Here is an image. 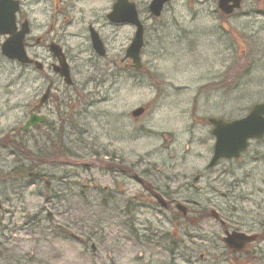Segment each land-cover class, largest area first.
Masks as SVG:
<instances>
[{
    "label": "rangeland",
    "instance_id": "1",
    "mask_svg": "<svg viewBox=\"0 0 264 264\" xmlns=\"http://www.w3.org/2000/svg\"><path fill=\"white\" fill-rule=\"evenodd\" d=\"M113 1L90 0L84 8L99 14ZM151 1L140 0L142 9ZM32 18L48 24V16L35 13ZM225 18L218 0H172L161 17L146 23L139 72L115 64L131 43L132 27L105 33L108 58L115 63L82 47L86 36L67 39L64 51L73 57L74 84L53 90L65 106L44 109L46 124L26 133L21 128L44 94L43 80L55 78L49 69L53 60L45 49L30 52L44 63V76L0 55V264H193L204 247L186 249L187 232L199 238L224 236L210 219L188 229L179 218L180 226L174 227L179 214L174 207L147 205L130 214L127 202L140 188L125 184L119 173L124 162L130 167L143 158L155 166L142 169L150 168L154 177L162 169L175 180L171 191H178L187 175L194 178L210 161L206 119H240L264 103V0H245L233 18ZM33 33L37 38L43 32L35 27ZM139 108L145 113L134 118ZM11 137L25 138L32 156L48 159L44 165L25 162L36 168L37 179L21 170L10 175L22 160L2 147ZM216 169L198 184L199 192L192 188L175 197L221 213L233 228L261 203L264 142L252 144L241 162L223 161ZM236 180H241L238 187ZM233 192L241 199L236 217ZM172 243L178 246L173 255ZM256 243L264 249V241Z\"/></svg>",
    "mask_w": 264,
    "mask_h": 264
},
{
    "label": "flooded vegetation",
    "instance_id": "2",
    "mask_svg": "<svg viewBox=\"0 0 264 264\" xmlns=\"http://www.w3.org/2000/svg\"><path fill=\"white\" fill-rule=\"evenodd\" d=\"M3 1V4L7 0H0ZM6 1V2H5ZM13 3L17 2L18 9L15 14V31L16 33H20L23 30V25H27V34L24 38V48L27 55L32 59L33 61H37L42 64L41 70H39V73H42L44 76H46V70L45 65L43 62L38 60L37 56H31L30 52L33 48L39 47L42 49H45L46 52L49 54L50 59L53 60V63L50 64L49 69L52 71V74H54L55 78H52L51 76L46 77L43 80V83L46 82V89L44 91L43 96L45 94H48V103L42 106L41 110L39 111V114L41 112L50 107V105L54 104L57 111H61L63 105V102L61 99H59L56 95L53 94L54 89H59L61 84H64L67 87H71L65 84L64 79L61 77L60 74L56 72L57 67V58L54 54H52L51 48L53 45L59 46L63 49V52L65 54V57L67 59V62L72 63L73 57L70 55L69 52L66 50L64 51V44L67 43V39L69 38H80L83 39L86 36V44L85 42L82 43V47H90L93 55L101 60H106L108 58V51H107V45H106V31H109L112 29L115 30H121L123 27L131 25L123 24V23H116L110 19V15L114 11V7L117 4L118 0H114L112 2L111 7L109 10H106L102 13H96L93 12V10L85 9L84 6L88 3L90 0H11ZM257 2H260L261 0H256ZM129 3L134 4L137 13L139 15L140 20L144 24V39L145 35L147 33V26L146 23L151 20L152 22H155V18H152L150 16L149 7L145 10L141 7L140 0H128ZM244 5V2L242 3V6ZM242 9V7H241ZM240 9V10H241ZM102 10V9H101ZM239 10V11H240ZM236 11V12H239ZM236 12L231 15L230 17H226L227 19L233 18L234 15H236ZM35 13L42 15V16H48V24L45 25V23L38 24L37 20H33L32 15ZM147 15L150 17L147 19ZM35 27L38 28V31H42L43 33L35 38V35L33 31L35 30ZM74 28L81 29L82 32L78 33L73 31ZM133 28V27H132ZM93 34H97L100 41L102 42L106 55L104 57H100L93 49V43H92V36ZM9 36L0 35V48L2 44L7 41ZM34 41V44L32 43ZM1 55V54H0ZM3 59H5L2 56ZM45 60V59H44ZM111 62L115 63L112 58H108ZM109 61V62H110ZM14 64L24 68L29 69L33 67L35 69L34 65H21L18 64L15 61H12ZM115 64H123V67L126 69H133L131 67V61L126 59L125 53L124 57L120 60V58H117V61ZM70 65V64H69ZM70 73L72 76V69L70 67ZM57 79V80H56ZM42 115V114H41ZM44 116V115H42ZM195 116L197 117V113L195 112ZM44 124L47 122V117ZM212 118V117H209ZM209 118L206 119L207 124L209 123ZM205 121V122H206ZM210 124V123H209ZM210 126V125H209ZM208 135L210 136L212 140V144L210 146V161L208 165H206L204 171L201 173H197L194 178L193 174L191 176H188V179L184 180L183 186L179 187L178 191H171L170 183H173L171 181H175L172 177L169 175H164V171L160 168L157 169V173L160 175L153 176L152 170L150 168H144L142 169V166H151L152 168L155 166L154 164H148L143 163V158H140L138 162H134L130 164V167L126 166L125 162L123 164L122 172L119 173L120 177H122V181L132 183L133 185L139 186V193L143 192L144 195L140 196L137 192L136 196L132 197L130 200L135 201L134 205L137 208H146L147 205H155L157 208H161V210H168L172 207H176V205L181 204L183 205V208H185L186 211H183L182 213V221L186 224L187 228L189 227H200L202 223L206 219H210L215 221L220 228L224 231V236H221L219 233H211L207 234L203 238L196 237L194 233L187 232L186 237L187 240L183 244L186 249H189L190 251L194 248H202L203 252H201L198 255V259L194 260L195 262L193 264H264V249L259 250L254 245H256L257 241L263 242L264 241V194L262 197L261 203H257L256 205V212L253 211V213L250 215V217L242 224L238 220L235 222V225L233 228H229L228 224L223 220L221 213H217L214 210H208L200 208L199 203L196 201L191 200H185L184 203H180L176 197L175 193L181 192L183 190H191L193 188L194 192H199V186L198 184L204 179L207 178L210 174L214 173L223 163V161H228L232 163H238L241 162V159L244 155H241L238 159H232V160H221L219 161L215 166H210L211 159L213 157V150H214V137L212 133V128L210 126V130L208 132ZM264 142V139L261 141H251L249 143V149L251 148L252 144L254 143H262ZM189 149V148H188ZM189 154V153H188ZM200 157V155L198 156ZM118 168L121 170V166L118 165ZM223 172V171H222ZM221 172V173H222ZM190 175V174H189ZM155 178L156 182H150L148 179ZM160 178V179H159ZM164 181L161 185L156 184L158 181ZM215 182H219L220 178L219 176L213 178ZM241 182V180H236L234 183V187H238V184ZM155 183V184H154ZM232 193V192H231ZM234 194V192H233ZM222 197L226 198L227 194H222ZM163 200L167 204V208H162L159 201ZM234 203H233V209L235 210L232 214L233 217H236L234 213L237 212L236 209H238V203H241V199L238 195L234 194ZM193 205L197 206V208H191ZM193 209V210H191ZM233 233L238 232L241 234H246L249 236H255V242L248 243L244 249L242 250H235V249H229L225 243L223 242V239L226 236V233ZM195 240L197 241V244H195ZM201 241L203 244L201 245ZM217 242H222V244L225 247V250H221L219 247V244ZM216 248V249H214ZM220 250L218 253H212L214 250ZM261 261V263H259Z\"/></svg>",
    "mask_w": 264,
    "mask_h": 264
},
{
    "label": "water",
    "instance_id": "3",
    "mask_svg": "<svg viewBox=\"0 0 264 264\" xmlns=\"http://www.w3.org/2000/svg\"><path fill=\"white\" fill-rule=\"evenodd\" d=\"M3 4L0 1V35H10L9 38L1 48V53L4 57L11 61H18L20 64H33V60L29 59L24 48V38L27 34V25L23 26L20 33L15 31V13L18 9L17 3L7 0ZM172 0H153L150 5L151 14L154 17H160L166 4ZM243 0H219V9L225 15H232L235 10L240 9ZM110 19L116 23L129 24L136 27V33L131 45L127 49L126 58L132 60L133 68L141 70V52L144 47V27L139 20L137 10L134 4H130L128 0H118L114 7ZM93 49L100 57L106 55L104 46L97 34L92 36ZM56 58L60 63V68L57 72L65 78L67 85H72L69 66L65 57L59 47L52 49ZM38 68L39 64L36 63ZM48 99V94L44 96L41 103L36 109H39ZM145 112L144 108H139L133 112V117H140ZM45 118L31 114L30 119L22 128L23 132H27L30 128L37 127L43 123ZM210 123L213 125V136L215 138L214 155L210 166H215L220 160L237 159L248 148L251 140H261L264 138V104H259L254 107L247 117L238 119L232 122H224L221 119H211ZM160 203L164 208H167L165 201L160 199ZM177 209L183 213L186 211L182 205H178ZM255 236H248L238 232L226 233L224 243L235 250H242L248 243L255 240ZM94 250V246L92 247Z\"/></svg>",
    "mask_w": 264,
    "mask_h": 264
},
{
    "label": "trees",
    "instance_id": "4",
    "mask_svg": "<svg viewBox=\"0 0 264 264\" xmlns=\"http://www.w3.org/2000/svg\"><path fill=\"white\" fill-rule=\"evenodd\" d=\"M19 137H16V138H7L6 141H5V144L2 146L4 148H7V149H11L13 150L16 154H20V156L22 157V160L19 161V166L13 171V173H10V175L12 174H18L16 172L18 171H23V172H26L27 171V176L28 178H33V179H37L39 177V174H35V169L33 166L31 167H26V164L25 162L27 163V161L33 163V162H36L38 163L39 165H44L45 163H47V158H39V157H34L32 156V154L29 152V150H27V145H26V139L22 137V139H20L21 141H17L15 139H18ZM10 139V140H9ZM9 140V141H8ZM1 146V145H0ZM110 198L112 199L113 198V195L110 194ZM134 202L133 200H128V205L127 207L130 208V214H132V210L133 209H138L137 207H135L134 205ZM133 217V216H132ZM181 215L179 214H176L174 219H173V222L172 224L174 225V227H178L180 225H178V219L180 218L181 219ZM177 224V225H176ZM131 227H133L134 225L133 224H130ZM148 240V239H147ZM172 247V250H171V254L173 255L176 248L178 247L176 243H172L171 245Z\"/></svg>",
    "mask_w": 264,
    "mask_h": 264
},
{
    "label": "bare ground",
    "instance_id": "5",
    "mask_svg": "<svg viewBox=\"0 0 264 264\" xmlns=\"http://www.w3.org/2000/svg\"><path fill=\"white\" fill-rule=\"evenodd\" d=\"M259 104H264V103H259ZM259 104L254 105L253 108L249 111V113H248L247 115H249L250 112L254 109V107L257 106V105H259ZM247 115H245L244 117H247ZM244 117H242V118H244ZM242 118H240V119H242ZM22 132H23V131H22ZM23 133H25V132H23Z\"/></svg>",
    "mask_w": 264,
    "mask_h": 264
}]
</instances>
